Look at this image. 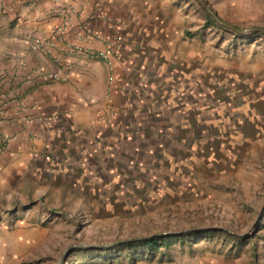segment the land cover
<instances>
[{
    "label": "rangeland",
    "instance_id": "374dc122",
    "mask_svg": "<svg viewBox=\"0 0 264 264\" xmlns=\"http://www.w3.org/2000/svg\"><path fill=\"white\" fill-rule=\"evenodd\" d=\"M34 1L0 0V32L22 27ZM64 5L75 8L59 5L58 16ZM224 14L239 27H264V7L251 21L234 10ZM213 21L234 39L264 45L262 32L241 34ZM28 35L32 45L48 40L38 30ZM187 62L146 74L147 87L122 84L126 103L97 137L98 152L85 153V168H75L84 177L79 192L50 201L26 188L25 199L0 198V239L13 238L0 247V264H264V99L244 95L257 76ZM113 78L112 71L111 86L119 82ZM3 93L0 125L2 108L11 115L19 106ZM39 226L44 231L33 234ZM164 232L159 236H173L153 253L112 249Z\"/></svg>",
    "mask_w": 264,
    "mask_h": 264
},
{
    "label": "crops",
    "instance_id": "0c3cea01",
    "mask_svg": "<svg viewBox=\"0 0 264 264\" xmlns=\"http://www.w3.org/2000/svg\"><path fill=\"white\" fill-rule=\"evenodd\" d=\"M207 1L220 16L234 10L243 21L259 17L264 7L263 0ZM66 2L79 13L73 29L56 38L51 36L60 22L55 10ZM95 9L100 18L121 22L125 41L117 59L103 56L112 33L103 20L92 22L94 38L79 34L80 24ZM24 17L15 33L0 32L1 96L19 103L0 125V136L9 141L0 146V198L25 199L26 188V194L50 201L79 192L84 177L75 168H85V153L98 152L97 137L126 103L127 92L119 85L147 87L145 75L161 73L167 63L201 60L212 69L253 72L258 82L249 85L244 80L251 91L245 98L254 103L264 99L263 43L251 42V37L234 39L194 0H35ZM35 30L48 37L38 50L32 49L28 35ZM43 71H59L66 78L48 80ZM112 71L114 82H119L111 86ZM55 113L57 118L44 124L42 117ZM11 116H20L19 122L9 120ZM27 116L35 119L27 121ZM34 229L33 234L44 231L40 226ZM12 240L4 236L0 247Z\"/></svg>",
    "mask_w": 264,
    "mask_h": 264
},
{
    "label": "built area",
    "instance_id": "2783aa9c",
    "mask_svg": "<svg viewBox=\"0 0 264 264\" xmlns=\"http://www.w3.org/2000/svg\"><path fill=\"white\" fill-rule=\"evenodd\" d=\"M78 13L79 12L77 11L76 8L70 5H64L62 9L60 10V22L54 29L52 36L58 38L59 36L72 30L76 23ZM96 19L103 20L112 32L107 39V48L105 52L103 53V56L107 59L119 58L123 50L125 34L123 32L121 22L118 19H115L112 17H101L100 18L98 10L96 11L95 9L93 13L90 14L88 19L84 21L82 24H80L79 34L81 33L85 36H88L89 38H94L96 34L94 33L91 25H92V22ZM47 41L48 40L45 38L37 40V43H34L32 47L33 49L38 50L43 44L47 43ZM109 62H110V67L111 68L114 67V61L110 60ZM42 74L48 80L60 81L66 78V75L59 71H43ZM126 86L127 84L121 86V89L124 92H127ZM4 109H5V106L1 110V114L3 115V119L1 120V122L4 119H7L8 115L10 114L9 110H4ZM57 115H58L57 113H55L54 115H46L42 117L43 118L42 121L44 122V124H48L52 122V120L55 117H57ZM19 118L20 116L13 118V120H15L16 122H19L18 120ZM34 119H35L34 117H29V116L26 117L27 121H33ZM4 141H5V145H7L9 142L7 137L4 138Z\"/></svg>",
    "mask_w": 264,
    "mask_h": 264
},
{
    "label": "trees",
    "instance_id": "16d2710c",
    "mask_svg": "<svg viewBox=\"0 0 264 264\" xmlns=\"http://www.w3.org/2000/svg\"><path fill=\"white\" fill-rule=\"evenodd\" d=\"M209 19H210V21L214 22L210 15H209ZM209 230L210 229L206 230L205 232H207ZM196 233H197V231H194V232H190V233H180V234H176L174 236L186 237V236L194 235ZM172 236L171 235H169V236L157 235V236H152V237H148L145 239L129 240V241H125L123 243L117 244L112 249L118 248L120 246L135 247L138 249L145 247L148 250H150V252L153 253L156 250H159L164 244H167L168 243L167 240L170 239ZM140 244H143V245L141 246ZM100 250L106 251V250H111V248L109 249V248L103 247Z\"/></svg>",
    "mask_w": 264,
    "mask_h": 264
},
{
    "label": "water",
    "instance_id": "95a60500",
    "mask_svg": "<svg viewBox=\"0 0 264 264\" xmlns=\"http://www.w3.org/2000/svg\"><path fill=\"white\" fill-rule=\"evenodd\" d=\"M198 2L213 17V19L216 20V22L219 25H222L224 27L232 29V30H234L238 33H241V34H251V33H255V32L264 33V27L254 26V27L246 28V27H239L235 24H231L228 21H226L225 19H223L207 0H198ZM167 234H168L167 232H164V233L157 234V235H167ZM157 235H153V236H157ZM150 237H152V236H150ZM141 238L142 237H135V238L122 240V241L135 240V239H141ZM143 238H148V237H143Z\"/></svg>",
    "mask_w": 264,
    "mask_h": 264
}]
</instances>
